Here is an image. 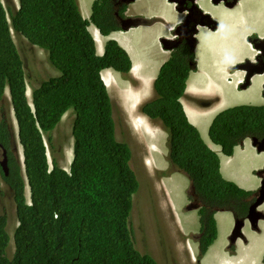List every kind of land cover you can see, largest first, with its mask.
I'll return each mask as SVG.
<instances>
[{
  "label": "trees",
  "instance_id": "1",
  "mask_svg": "<svg viewBox=\"0 0 264 264\" xmlns=\"http://www.w3.org/2000/svg\"><path fill=\"white\" fill-rule=\"evenodd\" d=\"M18 6L5 7L0 0V98L7 90L23 154L20 163L10 150V124L1 118L0 146L6 150L8 167L1 177L12 193L17 226L8 256L7 219L0 212V264H158L136 247L129 227L133 195L144 174L138 176L130 165L128 142L116 138L110 97L100 77L104 68L125 75L131 66L127 52L109 39L103 53L96 54L77 0H18ZM90 20L103 35L119 28L111 0H96ZM12 31L43 49L58 72L31 89V101ZM179 53L173 51L160 67L153 82L156 96L142 109L162 122L167 132L165 158L186 174L188 196L201 204L202 256L216 238L214 212L244 215L251 191L222 177L218 152L188 122L179 99L189 66L179 61ZM69 110L71 162L64 169L53 158L49 167L44 135L51 147V132ZM263 133L264 105L226 108L208 129L210 141L224 156H231L244 138Z\"/></svg>",
  "mask_w": 264,
  "mask_h": 264
},
{
  "label": "crops",
  "instance_id": "2",
  "mask_svg": "<svg viewBox=\"0 0 264 264\" xmlns=\"http://www.w3.org/2000/svg\"><path fill=\"white\" fill-rule=\"evenodd\" d=\"M94 1L96 0H77L81 15L89 22L87 29L94 39L96 54L101 55L103 53L107 40H115L129 56L131 63L130 75L136 80L141 81V89L143 86L147 87L148 81L151 80L152 82L155 78L160 65L166 59L170 58L169 55L171 50L163 49L160 39L162 37H173L172 31L174 27L180 23L184 12H182V14L176 12L174 3L169 0H133L129 3H124V10L120 11L118 9V15H123L124 17H141L144 19V22L142 21V23L133 25L126 30L118 28L103 35L90 21ZM197 3L199 11L202 14L210 15V18L216 22V26L213 29L207 26L198 27L196 34L193 36V49L195 55L201 43H204L211 51L215 48H219L221 43H218V46L215 45L214 35L219 33L222 29L226 30L227 34H230V29H233L235 26L242 24L246 25L248 13L257 11V9L264 10V0H238V5L235 9L227 7L226 5L223 6L220 3L214 5L211 0H197ZM234 16L238 20H236ZM229 44L230 43L226 44L224 47H232L231 44ZM246 55H248V53L243 54L242 51L241 56L233 61H240ZM161 59H163V61H161ZM233 61L212 62L211 65L217 67V70L211 73L196 59L197 70L190 76L193 81L191 83V88L189 84L187 85V92L192 96L198 95V97L206 95L208 98L210 97L211 100L208 103V106L199 107L188 97L181 98L184 110L194 124L197 125L196 118L199 115H208L209 119L213 113L215 114L218 110L229 106L218 92L224 82L234 84V79L240 76L235 75L234 77L236 78L232 79L230 77L227 81L222 79L220 80L221 85L219 86L218 79L227 77L228 73L225 70V66L233 63ZM155 68L157 70H155L153 74L152 70ZM212 74L216 75L211 76ZM117 75L118 73L111 68H104L100 71V76L106 84L107 90L109 89L107 82L112 84L113 78L116 79L115 77ZM136 89L137 83L131 82V92L128 95L131 103H120L124 122L126 125H131V132H134L135 136H137L138 133V121L136 107L132 101L136 98ZM151 90V85L150 88L147 87L145 90L142 89L138 95L137 103L139 98H149ZM205 134L206 127L204 128V135ZM213 149L217 151L218 146L213 145ZM255 152H257L255 147L251 146L250 142L245 139L241 147H235L231 156H224L218 153L220 161L219 170L221 175L245 190L254 191L260 184V177H258L256 173L259 169L264 167V150L257 153ZM144 162L151 171H153L154 168L163 169L166 167V163L159 153L153 154ZM173 175H179V173H173L169 178ZM154 182L155 185L156 183L158 184V189L162 188L166 193L167 199L164 201L163 213L167 220L170 218L171 225H173V227H171L167 222L170 226L169 230L172 231L174 236L177 235L173 254L175 260L184 264H196L198 251L197 243L190 238V235L199 232L200 225L197 210L183 207L186 203L184 192L179 196H174L172 188L163 183L161 178H155ZM169 208L170 210L167 211ZM258 209L264 212V202L258 207ZM214 216L217 224V235L215 240L203 254L200 264H225L231 258L236 257L240 259L242 255L239 253V250L243 246H249L250 244L247 240L248 235L250 233L257 234V232L253 231L248 224H245L242 229L244 240L237 238L233 243L234 251L230 254L226 248L228 245V235L234 225L233 214L230 211L219 210L215 212ZM258 224L261 230L264 226V219L260 220ZM263 252L264 251L261 249L260 255H262Z\"/></svg>",
  "mask_w": 264,
  "mask_h": 264
},
{
  "label": "rangeland",
  "instance_id": "3",
  "mask_svg": "<svg viewBox=\"0 0 264 264\" xmlns=\"http://www.w3.org/2000/svg\"><path fill=\"white\" fill-rule=\"evenodd\" d=\"M180 1H182V3L188 4V6L191 5V0ZM2 2L5 7L12 6L14 9H16L18 5L17 0H2ZM182 6L186 5L182 4ZM236 6L237 5H233L232 7L235 9ZM234 18L238 20L235 16ZM258 31H264L263 9H257V11L248 13L246 25L242 24L235 26L233 29H230V34H227L226 30L222 29L219 33L214 35L215 45L218 46V43H221L219 48H215L211 51L204 43H201L200 47L196 51V59L205 69H208L209 72L213 73L217 70V67L212 66L211 63L214 61L225 62L227 61V55L232 56V54L235 53L234 59H230L232 61L239 58L242 54V51L243 54L249 53L252 57L253 55L251 54L247 45H251V43L247 40V37L257 34ZM11 36L23 61L26 95L28 96L31 92V89L36 88L42 80L50 76H56L58 75V72L48 63L47 54L43 49L31 45L23 36L15 33L14 31L11 32ZM228 43H230L232 47L227 48L225 51H221V49H223ZM232 49H234L233 52ZM245 57L249 58L250 56L248 57L246 55ZM237 63L239 62L233 61V63L225 66V70L227 71L228 75L227 77L218 79V86L221 85L220 80L222 79L227 81V79L230 77L234 79L235 75H242V72L238 71L236 68L237 65L235 64ZM261 74L262 73L252 75L250 78V85L246 89L242 90H237V85H234L233 83L224 82L218 94L224 101H226L229 106L245 103L262 104L264 103V97L261 96L260 90L262 82ZM215 75L216 74H212L211 76ZM108 94L110 96L113 119L115 122L116 138L119 141H127L129 145H131L136 151L138 147L135 145V138L131 134V125H126L124 122L118 94L114 88H109ZM197 98H199L202 103H209L211 100V98H208L206 95L202 97H198V95L193 96L192 99L196 102ZM136 99L137 98H134V101ZM10 115V98L8 91L6 90L3 94V97L0 98V119L5 118L8 120L9 124H11ZM72 118L73 114L70 110L62 116L60 122H58L56 127L51 132V147L46 140V135H44V143L46 146L48 163L50 166L53 158H56L57 161L65 168H67V165H64L63 161L68 163V165L71 162L72 145L69 142L72 139ZM208 120V115H199L196 118L199 131L206 142H208V138L207 134L204 135V128L206 127L207 130L209 122ZM12 123H14L13 120ZM11 126L13 129V125ZM158 147H161V145ZM17 151H19V147L14 143V153L17 154ZM140 153V151H137L138 156L141 155ZM134 159L135 162H131V164L132 166L137 167L136 172L138 176L142 177V161L140 158ZM171 175L172 174L162 176V182L172 188L174 196H179L185 191L188 180L183 174L173 175L171 178H169ZM155 177L156 175L143 176L144 180L143 182L141 181L139 190L133 195L135 202L132 209L133 212L129 216V227L132 228V236L136 240V247L141 252H147L151 254L158 264H184L180 261H176L173 255L175 250V239L177 235L174 236L172 231L169 230L170 226L173 227V225H171L170 218L167 220L166 217L162 216L156 210L157 207L154 200L164 196L160 194L156 197V189L152 185ZM157 186L158 184L156 183V188ZM11 196V190L2 180L0 172V212L4 213L7 219L6 230L10 237L7 247L8 256H11L13 253L12 234L13 230L17 226L15 209ZM27 196L28 193H26V197ZM139 216L140 218H138ZM167 222L170 224V226ZM256 232L257 234L250 233L248 235L247 240L250 243L249 246L245 245L239 250V253L242 255V257L240 259L236 257L231 258L225 264H261L262 255H260V250L262 249L264 251V226L260 231Z\"/></svg>",
  "mask_w": 264,
  "mask_h": 264
},
{
  "label": "clouds",
  "instance_id": "4",
  "mask_svg": "<svg viewBox=\"0 0 264 264\" xmlns=\"http://www.w3.org/2000/svg\"><path fill=\"white\" fill-rule=\"evenodd\" d=\"M2 1V0H1ZM118 1H120V0H117V1H115V3H113V0H111V2H112V4H113V8H114V13H115V11H117L119 8H116V6H118V4H117V2ZM180 1V0H179ZM95 2V1H94ZM17 3H18V0H17ZM180 3H181V5L182 4H185L186 6H184V7H191V5H193L194 4V6H195V8L197 7V9H198V3H197V0H194V2H192L191 3V5L190 6H188V4H186V3H182V1H180ZM217 3H219V2H217ZM217 3H215V4H217ZM121 4H123L124 5V7H125V4L122 2ZM121 4H119V5H121ZM19 8V6L17 5V7H16V9H18ZM182 12H186V11H182ZM193 13V11H189L188 12V14H190V13ZM114 16H115V14H114ZM121 17H123V16H121ZM115 18H116V16H115ZM117 19V18H116ZM91 21V20H90ZM178 24H180V23H178ZM119 26V29L121 28L120 27V25H118ZM177 26V25H176ZM174 31H175V29H173V31H172V38H169V39H172V40H174V41H176V39H177V36H178V34H175L174 33ZM194 32H196V29H194V30H191V33H194ZM193 40H194V38H193ZM35 46V45H34ZM174 49V48H173ZM172 49V50H173ZM169 59V58H168ZM168 59H166L161 65H160V67L168 60ZM163 61V60H162ZM160 67H159V69H160ZM131 68V67H130ZM159 69H158V72H159ZM157 70V69H156ZM101 71V70H100ZM117 72V71H116ZM158 72H157V74H158ZM118 73V75L115 77L116 79H114L113 78V82H112V84H110L109 82H107V83H109V85L107 84V86H108V88H114L115 90H116V93L118 94V98H119V100H120V103H126V102H128V103H131V100L128 98V95H129V93H130V91H131V82H135V83H137V89H136V93H137V95H136V98H138V95L140 94V92H141V90L143 89V90H145V89H147V87H149L150 88V85H151V91H150V97L149 98H147V99H145V98H139V101H138V103H137V99L135 100V101H132L134 104H135V107H136V115H137V121H138V133H137V136H135V133L134 132H131V134L133 135V137L135 138V145L138 147L137 148V150L135 151L134 149H133V147L131 146V145H129V143H128V145H129V147L131 148V150H132V153H133V156H132V159L130 160V165L132 166V164H131V162L132 163H134L135 162V159L134 158H140L141 159V161H142V165H143V174H144V176L146 175V176H150V175H156V179H160L162 176H164V175H170V174H173V173H179V174H183V175H185L186 176V174L185 173H183V172H181V171H178L176 168H174L173 166H172V164H170L169 165V163H168V161L166 160V158H165V156H166V152H167V148H166V138H167V132H166V130H165V128H164V126H163V124H162V122L159 120V119H154V118H152V117H150V115L148 114V113H146L142 108H143V106L147 103V102H149L150 100H152V99H154L155 98V96H156V94H155V92H154V88H153V82H154V79L156 78V76H157V74H156V76H155V78L152 80V82H151V80H150V84L147 86V87H144L143 86V88L141 89L140 88V84H141V81L140 80H136L135 78H133L131 75H130V69L128 70V72L125 74V75H121L119 72H117ZM191 74H194V72H191ZM113 76H114V74H113ZM101 77V76H100ZM102 79V78H101ZM230 80V79H229ZM236 79H234V81H235ZM103 81V80H102ZM192 81H193V79H191L190 77L187 79V81L185 82V89H184V93H183V95L180 97V99H179V101H180V104H181V106H182V108H183V111H184V113H185V115H186V117H187V120H188V122L189 123H191L193 126H195L197 129H198V131H199V128H198V126L196 125V124H194L191 120H190V118H189V116H187V114H186V112H185V110H184V107H183V105H182V102H181V98L183 97V98H185V97H188L193 103H195L197 106H199V107H206V106H208V103H202L201 102V100L199 99V98H197V101L195 102L192 98H193V96L192 95H190L188 92H187V85L189 84V86H190V88H191V83H192ZM231 81V80H230ZM105 84V83H104ZM235 84V83H234ZM235 85H237V84H235ZM105 86H106V84H105ZM126 88H128L129 89V92L128 93H125V94H123V89H126ZM107 89V88H106ZM107 92H108V90H107ZM31 93V92H30ZM110 97V96H109ZM141 97V96H140ZM27 98H28V101H31V98H30V94L27 96ZM29 98H30V100H29ZM236 105H238V104H236ZM236 105H231V106H227V107H224V108H222V109H220V110H218L215 114L213 113L212 115H211V117L209 118V122H208V126H207V130H206V134H207V138H208V142H206L204 139H203V137H202V135L200 134L201 132L199 131V134H200V136H201V138L203 139V141L212 149V150H214V151H216L215 149H213V143L210 141V139H209V137H208V129H209V126H210V124H211V122L213 121V119H214V117H215V115L218 113V112H220V111H222V110H224V109H226V108H229V107H232V106H236ZM239 105H253V104H239ZM256 105V104H255ZM112 107V106H111ZM112 117H113V113H112ZM10 118H11V124H10V129H11V131H12V134H13V138H14V143L19 147V151H17V154H15L14 153V155H15V157H16V159L18 160V162H20V163H22V159H23V154H22V148H21V145H20V143H19V140H18V134H17V124H16V120H15V118H14V114H13V110H12V107H11V115H10ZM62 118V117H61ZM7 120V119H6ZM12 120H13V122L14 123H12ZM61 120V119H60ZM114 120V119H113ZM8 121V120H7ZM60 122V121H59ZM11 125H13V129H12V126ZM114 126H115V122H114ZM115 133H116V130H115ZM264 137V133H263V135L261 136V137H253V138H256V139H258V140H260V139H262ZM250 138H252V137H247V138H244L243 140H242V142H240V144L238 145L239 147H241L242 146V144H243V141L245 140V139H247L250 143H251V140H250ZM45 144V143H44ZM159 145H161V147H158ZM1 147V146H0ZM237 147V146H236ZM254 147V146H253ZM4 149V148H3ZM256 149V148H255ZM5 150V149H4ZM264 150V149H263ZM263 150H261V151H263ZM3 151V150H2ZM2 151H0V160L2 159ZM137 151H140L141 153V155L140 156H138L137 155ZM257 151V150H256ZM216 152H218L219 153V147H218V149H217V151ZM257 152H260V151H257ZM5 153H6V151H5ZM155 153H159L160 155H161V157H162V159L165 161V163H166V167L165 168H163V169H159V168H154V170L153 171H151L147 166H146V164H145V160L146 159H148L150 156H152L153 154H155ZM46 154H47V152H46ZM221 154V153H220ZM137 155V156H136ZM70 157H71V154H70ZM6 158H7V156H6ZM47 161H48V157H47ZM69 161V160H68ZM63 163H64V165L66 164L67 166H68V163H66V162H64L63 161ZM48 165H49V163H48ZM49 167H50V165H49ZM64 167V166H63ZM132 168L133 169H135L136 170V166H132ZM64 169H65V167H64ZM264 169V167L262 168V169H259L258 171H260V170H263ZM257 171V172H258ZM0 172H2V170H1V168H0ZM3 173V172H2ZM257 175V174H256ZM158 177V178H157ZM223 177V176H222ZM186 178H187V180H188V184H187V187L185 188V191H184V195H185V198H186V203H185V205L183 206V207H185V208H188V206L189 205H196V202H195V200L194 199H191L189 196H188V194H189V188H190V181H189V179H188V177L186 176ZM224 178V177H223ZM3 180V179H2ZM228 180V179H227ZM4 181V180H3ZM155 181V180H154ZM152 182V185L154 186V188L156 189V193H157V195H156V197L158 196V195H163L164 197H162V198H157V199H155L154 201L156 202V207H157V209H158V211H159V213L162 215V216H164V201H166V199H167V197H166V193H165V191H164V189H162V188H156V185H155V182ZM233 182V181H232ZM237 185V184H236ZM238 186V185H237ZM239 187V186H238ZM259 187V186H258ZM257 187V188H258ZM239 188H241V187H239ZM257 188L254 190V191H251V194L254 192V194L257 192L256 190H257ZM241 189H243V188H241ZM243 190H245V189H243ZM246 191H250V190H246ZM25 192L26 193H28V187L26 186V189H25ZM136 194V193H135ZM250 197V196H249ZM248 200H249V198H248ZM264 202V201H263ZM262 202V203H263ZM161 203H162V205H161ZM261 203V204H262ZM260 204V205H261ZM198 206L196 207V208H194V209H196L197 210V214H198V219H199V225H200V218H199V208L198 207H200L201 206V204H197ZM259 204L255 207V211L256 210H258V211H260V213H262L263 215H264V212H262L261 210H259L258 209V207L260 206ZM170 210V208L169 209H167V211H169ZM217 211H219V210H217ZM217 211H215V212H217ZM226 211H230V210H226ZM215 212H214V214H215ZM232 214H233V212L232 211H230ZM248 212V211H247ZM214 214H213V216H214ZM246 215H243V216H240V217H236L234 214H233V217H234V223H235V221L236 220H241L242 218H244ZM214 219H215V216H214ZM260 220H263V219H261V218H259L258 220H257V222H256V228H257V226H258V228H259V230L258 231H260V227H259V224H258V222L260 221ZM245 221V220H244ZM215 222H216V220H215ZM200 227H201V225H200ZM233 227H234V225H233ZM232 227V228H233ZM243 225L240 227V233H241V236H239V237H237V238H240V239H243L244 240V235H243V231H242V229H243ZM250 227V226H249ZM251 228V227H250ZM255 228V229H256ZM252 229V228H251ZM216 230H217V224H216ZM232 230V229H231ZM252 230H254V229H252ZM256 231V230H255ZM230 233H231V231H230ZM230 233H229V235H230ZM199 235H200V228H199V232L197 233V234H192V235H190V238H192L196 243H197V256H196V264H200V260H201V258H202V256L201 255H199V247H198V237H199ZM216 235H217V232H216ZM229 235H228V237H229ZM236 238V239H237ZM215 240V239H214ZM212 244V243H211ZM210 244V245H211ZM209 245V246H210ZM229 245H233V251H234V244L233 243H230L229 242V240H228V245H227V248H226V250L228 251V246ZM208 246V247H209ZM207 247V248H208ZM207 250V249H206ZM232 251V252H233ZM230 254H232V252H230V251H228ZM205 253V252H204ZM263 255H264V252H263V254H262V256H261V262H262V257H263ZM262 264H264L263 262H262Z\"/></svg>",
  "mask_w": 264,
  "mask_h": 264
},
{
  "label": "flooded vegetation",
  "instance_id": "5",
  "mask_svg": "<svg viewBox=\"0 0 264 264\" xmlns=\"http://www.w3.org/2000/svg\"><path fill=\"white\" fill-rule=\"evenodd\" d=\"M115 1H117V0H113V3H115ZM231 1H233V5H238V3H237L238 0H231ZM192 2H194V0H191V3ZM226 2L229 3L230 1L226 0ZM219 3L222 4L223 6H225L224 2H222V1H219ZM219 3H217V4H219ZM217 4H214V5H217ZM116 8H119L120 11L124 10V5L118 4V6H116ZM232 8H234V7H232ZM191 11H193V13L191 12L190 14H188L189 11H186L183 14H182V11L180 12V14H182L180 24L178 26L174 27L175 31L178 34L177 39H176V46L173 50H171L170 55H169V57H171V55H172L171 53L175 50L180 51L179 61L182 63H185L187 66H189V71L186 74L185 82L191 76V72L195 73L197 70L196 55H195V51L193 49V44H194L193 36L196 34L198 27L206 26V25H212L211 23L209 24V21H210L209 18L207 16H205V14L202 15V13L200 11H197L195 7L192 8ZM121 16H123V15H121ZM199 22H201V24H199ZM115 23L117 25H119V22L116 18H115ZM194 23H196V25H195L196 32L191 33V30H194V29H192ZM247 40L252 45L251 46L250 44H247L248 48H249V50L253 56L251 57V55L248 53L247 56L248 57L250 56L249 58L244 57L242 60L238 61L239 63L235 64V65L239 66L237 69H238V71L242 72V75L240 77H237V78L234 77V78H236L234 83L237 84V90L246 89L250 85L251 76L254 74L262 73L261 76H262L263 80L261 82V89L260 90H261V96L264 97V31H258L257 34L248 36ZM226 49L227 48L224 47L223 49H221V51H225ZM182 57L184 58L185 62L183 61ZM227 57H226V59L228 60L229 55H227ZM247 62L252 63L254 65V67L252 69L251 75L248 77V82L246 84H244L246 74H247L246 73V63ZM253 105H255V104H253ZM258 105H264V103L258 104ZM10 134H11V140H10L11 148L10 147L9 148L14 153V138H13L12 131H10ZM250 145H251V143H250ZM2 150H4L3 147H0V151H2ZM256 197H257V193L254 194V192H253L250 195L248 207H247L244 215H247V213H248L247 211L249 210L248 209L249 204L254 203ZM253 212H255V211H253ZM245 224H248V226H250L247 219H245V221L243 222V226ZM255 230L256 231L259 230L258 226ZM240 236H241V234H240Z\"/></svg>",
  "mask_w": 264,
  "mask_h": 264
},
{
  "label": "water",
  "instance_id": "6",
  "mask_svg": "<svg viewBox=\"0 0 264 264\" xmlns=\"http://www.w3.org/2000/svg\"><path fill=\"white\" fill-rule=\"evenodd\" d=\"M131 1H133V0H121V1H118L117 4H121L122 2L123 3H129ZM169 1L174 3L175 11L178 12V13H180L181 11H191V9L195 7L194 4L191 5V7H184V6L181 5L179 0H169ZM211 1L214 4L219 2V1H222V2H224V4L227 7H232L233 6V1H231V0H228V1H230L229 3H227L226 0H211ZM196 10L199 11V9H197V7H196ZM114 14H115V16H116V18H117V20L119 22V25H120L121 29H123V30H126V29H128L129 27H131L133 25L140 24L144 20L141 17H121L120 15H118L117 11H115ZM202 15H204V14H202ZM205 16H207L209 18V20H210L209 24L210 23L212 24V25H206V26H208L211 29L215 28L216 22L213 21L210 18V15L205 14ZM199 24H201V22H199ZM195 25H196V23L193 24V28L192 29H195ZM174 33L177 34L176 31H174ZM160 43H161L163 49H168V50H172L176 46V41H174L172 39H169V38H165V37H162L160 39ZM238 67L239 66H237L236 68H238ZM253 67H254V65L252 63H250V62L246 63V73L247 74H246V78H245V83L244 84H246L248 82V77L251 75ZM250 140H251V145L254 146L257 151H261V150L264 149V137L262 139H260V140L252 137V138H250ZM6 162H7L6 153H5V150H3L2 151V159L0 160V168H1V170H2L4 175H7V173H8V167L6 165ZM256 174H257L258 177H260V184H259V187L256 190L257 191L256 192L257 193V197H256L254 203H250L249 204V208H248L249 210H248L247 215L244 218H242L241 220H236L235 221L234 227L232 228L231 233H230V235L228 237V240H229L230 243H234L236 238L240 236V234H241L240 233V227L243 225V222H244L245 219H247L250 227L252 229H254V230L256 228L257 220L259 218L264 219V215L262 213H260V211H258V210L255 211V207L264 200V169L258 171ZM197 206H198L197 204L196 205H189L188 209H194ZM253 211H255V212H253Z\"/></svg>",
  "mask_w": 264,
  "mask_h": 264
},
{
  "label": "bare ground",
  "instance_id": "7",
  "mask_svg": "<svg viewBox=\"0 0 264 264\" xmlns=\"http://www.w3.org/2000/svg\"><path fill=\"white\" fill-rule=\"evenodd\" d=\"M97 40V39H96ZM230 45V44H229ZM221 46V45H220ZM227 48V47H226ZM233 50L234 49H232V52H233ZM227 57V56H226ZM234 57H235V53H233L232 54V56H229V59L228 60H230V59H234ZM228 58V57H227ZM163 59H161V61H162ZM227 60V59H226ZM227 60V61H228ZM157 66V65H156ZM143 69V68H142ZM155 70H156V68L154 69V70H152V73L154 74V72H155ZM139 71V70H138ZM150 84V81H148V85ZM109 85V84H108ZM129 92V89L128 88H126V89H123V94H125V93H128ZM131 92V91H130ZM144 96V95H143Z\"/></svg>",
  "mask_w": 264,
  "mask_h": 264
}]
</instances>
